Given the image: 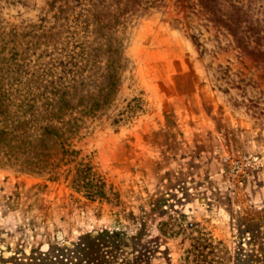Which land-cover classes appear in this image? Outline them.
<instances>
[{
    "label": "rangeland",
    "instance_id": "374dc122",
    "mask_svg": "<svg viewBox=\"0 0 264 264\" xmlns=\"http://www.w3.org/2000/svg\"><path fill=\"white\" fill-rule=\"evenodd\" d=\"M64 2L0 0V60L11 66L0 77L58 57L43 35L60 30ZM198 22L163 0L127 25L116 102L71 141L58 178L0 153V264H206L217 242L226 264H260L264 73Z\"/></svg>",
    "mask_w": 264,
    "mask_h": 264
},
{
    "label": "trees",
    "instance_id": "16d2710c",
    "mask_svg": "<svg viewBox=\"0 0 264 264\" xmlns=\"http://www.w3.org/2000/svg\"><path fill=\"white\" fill-rule=\"evenodd\" d=\"M175 1L198 19V27L213 31L211 42L217 49L224 44L237 50L264 73V0ZM162 2L82 0L77 7L74 0H65L59 6L58 19L63 20L58 25L60 30L43 35L44 45L52 42L51 53L58 52V57L38 63L29 76L28 65L19 63V71L25 68L21 76L12 80L0 77V153L7 162L17 163L25 172L51 171L50 178H58V169L67 166L74 154L71 141L88 127V121L104 115L116 102L126 67L127 25ZM64 30L67 48L57 45L64 38ZM8 62L0 60V72L10 69ZM215 70L220 79H228L226 68L217 65ZM63 172L68 175L71 170ZM75 183L80 187L81 177ZM217 245L221 254L206 264H226L230 259L224 246L220 242ZM192 251L196 261L203 258L196 245ZM256 252L264 264V234Z\"/></svg>",
    "mask_w": 264,
    "mask_h": 264
}]
</instances>
